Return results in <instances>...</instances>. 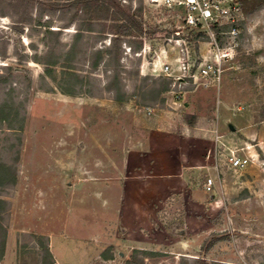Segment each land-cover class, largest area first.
<instances>
[{
  "label": "rangeland",
  "instance_id": "rangeland-1",
  "mask_svg": "<svg viewBox=\"0 0 264 264\" xmlns=\"http://www.w3.org/2000/svg\"><path fill=\"white\" fill-rule=\"evenodd\" d=\"M124 2L134 7L142 2L148 26L173 31L168 37H145L151 49L141 55L134 49L125 54L122 42L123 101L108 88L116 71L113 65L104 59L99 67L92 66L96 50L110 44V34L84 32L73 60L84 82L78 93L67 94L44 76L42 58L54 46L53 59L61 56L65 62L77 30L76 22L63 27L71 13L45 15L40 23H23L22 32L15 33L17 16H11L5 2L0 4V103L15 102L21 118L14 127L8 122L0 125V163L17 174L15 184L0 186V198L7 201L0 224L8 231L0 264H43L37 235L45 236L54 264H125L135 249L161 252L146 257V264H181L183 257L203 255L223 264H264V153L256 145L258 138L250 135L264 127V5L249 15L242 13L236 56L226 62L221 85L179 90L173 87L174 78L165 75L162 62L176 69L185 45L192 61L211 59L210 38L187 39L190 33L180 7L151 0ZM31 13L37 17L36 10ZM48 24L62 31L47 35ZM127 40L134 47L132 39ZM224 41L226 45L232 39L225 36ZM62 71L60 63L55 67L58 79ZM164 79L172 80L170 90L155 97L154 87ZM156 103V113L163 116L144 123L171 146L172 156L177 148L184 151L180 160L151 161L160 166L146 160L147 166H142L126 159L134 143L140 146L135 129L139 117L153 116L145 114L144 107ZM216 125L226 133L228 146L246 156L253 150L259 159L238 170L225 160L207 166L201 159L206 151L209 154L208 129ZM152 133L149 143L156 135ZM189 147L195 151L192 160L184 157ZM142 167L150 171L139 172ZM212 176L216 183L208 190L206 182ZM148 209L155 217L139 231L143 210ZM173 226L183 232L173 234ZM166 229L181 248L162 240ZM218 236L224 240L206 253V241ZM109 248L125 255L115 252L105 258Z\"/></svg>",
  "mask_w": 264,
  "mask_h": 264
},
{
  "label": "trees",
  "instance_id": "trees-1",
  "mask_svg": "<svg viewBox=\"0 0 264 264\" xmlns=\"http://www.w3.org/2000/svg\"><path fill=\"white\" fill-rule=\"evenodd\" d=\"M6 3L11 9V16L16 17L14 21V32L21 33L23 30V23L33 22L40 20L45 15H51L57 11L69 12L71 13L69 20L63 27H68L71 23L76 22L77 30L74 34V42L70 48L65 62H61V56H56L53 59V54L55 50L51 49V54L44 56L42 58L45 64L44 76L51 77L59 86L61 91L67 94H76L79 91L78 85H82L84 82V77L79 74L73 64L74 57L77 53V45L84 37V32H97L101 37L103 35L110 34L111 42L109 45L104 46L96 50L93 60V68H97L100 62L107 59L106 62L109 65H113L116 69L113 76V80L108 84L109 89H115L118 101H123L125 99V94L123 93V87L121 82V75L119 66L121 65L120 58L123 53L122 42H128L129 40L134 47L135 51L142 49L144 45V38H154L157 34H163L166 37L172 34L173 30L169 29H159L158 26L151 27L145 22L144 17V6L142 2L136 7L132 3L127 4L124 0H0L1 3ZM242 13L249 15L250 13L256 11L261 6L264 5V0H234ZM37 11V17L35 18L31 13V10ZM5 14V11H2ZM47 35L48 34H59L62 31L60 29H52L50 24H48ZM190 36L187 39L195 40L202 37H208L205 28L202 25L196 27H186ZM213 29L216 32L218 42L223 45L225 43L224 37L226 36L224 32L230 29V25H218L217 22L213 23ZM56 35V36H57ZM50 56V57H49ZM62 63L63 71L60 79H58L55 74V67ZM68 69V70H67ZM7 80L8 78H4ZM171 79H164L162 84L158 87L155 86L153 92L155 97L161 95L162 92L170 90ZM81 87V86H80ZM189 121L192 118L188 117ZM14 121H21L19 116V110L15 107V102H10L5 100L0 103V125L4 122H8L11 127L16 124ZM17 182V174L12 167L0 163V186L15 184ZM7 201L0 198V217L4 211H6ZM7 228L0 224V262L3 260L6 251L7 243ZM41 250L43 251V264H54L55 258L49 244L46 241L45 236H36ZM224 240L223 236H218L217 238H211L206 241L203 248L207 253L209 252L216 243ZM161 252L147 250V249H135L129 258L126 259L125 264H146L145 258L149 256L158 255ZM115 254L114 249H107L104 252L105 258H112ZM141 255V257L139 256ZM181 264H223L221 262H210L206 255L194 258L193 260L187 259L185 257L181 258Z\"/></svg>",
  "mask_w": 264,
  "mask_h": 264
},
{
  "label": "built area",
  "instance_id": "built-area-1",
  "mask_svg": "<svg viewBox=\"0 0 264 264\" xmlns=\"http://www.w3.org/2000/svg\"><path fill=\"white\" fill-rule=\"evenodd\" d=\"M154 3H161L167 7H180L184 10L182 16L183 26L196 27L202 25L205 28L206 34L211 40L214 48L213 58L202 61H192L189 48L187 45L182 46L181 51L185 54L178 61L177 68L175 69L171 64L163 61V71L165 75L173 77V87H177L179 90H184L186 86H193L194 88H209L211 86H220L223 80V75L226 70V62L232 60L236 56L237 38L240 35V20L241 9L234 3H226L220 0H151ZM217 22L218 25H230V29L224 34L232 39L226 45H221L216 36V32L213 29V23ZM176 33L180 35V30ZM186 38L181 37L179 41L186 44ZM144 46L141 50L135 51V54L141 55L143 51L151 49V45L144 39ZM124 53L128 54L132 52V46L124 43ZM124 58V57H123ZM156 58H160L159 55ZM182 94L177 95L180 100ZM160 107V103L156 105L145 106L144 111L147 115L156 114L157 108ZM242 110V107L238 108ZM215 140L221 143L225 147V143L222 142V135L219 133L218 128L214 129ZM227 161L230 167L238 170L245 168L253 161V156H248L240 153L236 148H226ZM224 149V150H226ZM224 154V152H223ZM214 179L208 178L206 187L208 190H212L214 187ZM110 259V263H111Z\"/></svg>",
  "mask_w": 264,
  "mask_h": 264
},
{
  "label": "crops",
  "instance_id": "crops-1",
  "mask_svg": "<svg viewBox=\"0 0 264 264\" xmlns=\"http://www.w3.org/2000/svg\"><path fill=\"white\" fill-rule=\"evenodd\" d=\"M162 116H163V114L156 113V114H154L150 118H147V116H145V115H143V116L141 115L139 117L140 123L138 124V126L135 129H136V132L138 133V135L140 137V138H138L139 141H140V146L137 145L136 143H134L133 147L129 151V154H128L126 160H138V163H141L142 166L143 165L144 166H147L146 160H149V163H148L149 165L152 164V162H151L152 160H170V159L171 160H176L174 158H177V160H180L179 159L180 158V151H184V150L183 149L181 150V149L177 148L176 149L177 155L176 156H172L170 154V152H169V149H171V146H167L166 143L163 142V138H162V141H161V139H158L159 137H161V135H158L159 132L156 131L157 132L156 133L153 130L154 127H152V126L147 125V124L144 123V122H147V119L154 120V121L157 120L158 121V119L161 118ZM185 122L188 123V122H192V121H189L188 120V122L187 121H185ZM216 126H215V128H216ZM215 128H212L211 127V129H208V131L211 130V132H212L209 140L207 139V142L209 143V146H208L209 154L207 155L208 152L206 151V153L204 154L203 159H201V160H205L206 161V165L209 166V167H211V168H213L215 166V163L216 162L219 163V161H221V160H225V162L228 164V161H227L228 159H227V156H226V152L228 150L226 148H230V146H228L229 144H228V139L226 138V133L225 132H222L220 130V127H218V126H217V128L219 130V133L222 135L221 140H222V142L225 143L226 146L223 147L221 145V143H218L215 140V132H214V129ZM263 128L264 127L258 128L256 130L250 132V135L251 136L254 135L255 137L258 138L259 141H258V143H256V145H258L260 147V150L263 151V153H264V130H263ZM152 131H154V132L152 133ZM150 132L153 135L156 134L155 137H157V138H155V137H153V139L151 138L152 141L149 143L150 138L148 136H149V133ZM138 144H139V142H138ZM224 149H226V150H224ZM223 152H224V154H223ZM187 153L188 154L186 156L184 155V157H187L186 160H192L191 158H194V154H195L194 149H191L189 147ZM250 154L253 156V158L255 160H258L259 159L258 158V153L254 152L253 150H251V153ZM201 156H202L201 153H196V157L197 158H199ZM152 165H154V166H160V163H159V161H154V163ZM145 170H148V169H145V168L142 167V169H140L139 172H141V171L143 172ZM148 171H150V170H148ZM155 174L158 175V173H155ZM212 178L214 179V183H216V177L215 176H212ZM147 194H148V192L147 193L145 192V197H146ZM158 194L160 195V190L159 189H158V192H157L156 195H158ZM142 216H143V223L139 227V231H142L144 228H147L149 221H151L153 219V217H155L153 215V210L152 209H148L146 211L143 210ZM146 223H147V225H146ZM177 229H179L177 226H173L172 229H171V232L172 233L173 232L174 233L175 232H178ZM165 233L168 234L167 238L165 237L166 236ZM165 233H164L165 236L162 237V240H165V241L167 240L166 242L167 243H170L172 245V247H175V246L176 247H180L179 241L176 240V238H174L172 236L174 233L171 234L168 231V229H166ZM141 236H143V235H141Z\"/></svg>",
  "mask_w": 264,
  "mask_h": 264
},
{
  "label": "water",
  "instance_id": "water-1",
  "mask_svg": "<svg viewBox=\"0 0 264 264\" xmlns=\"http://www.w3.org/2000/svg\"><path fill=\"white\" fill-rule=\"evenodd\" d=\"M17 35H18V34H14V36H17ZM230 128H231L232 130H235V127L233 126V124H230ZM177 231H181V232H183L182 229H177ZM115 251L118 252L121 256H124V255H125V253H124L123 251L119 250V249H116Z\"/></svg>",
  "mask_w": 264,
  "mask_h": 264
}]
</instances>
